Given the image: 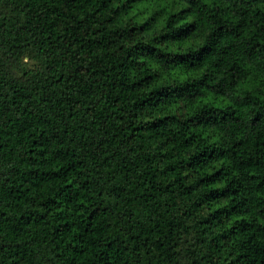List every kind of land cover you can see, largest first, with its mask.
<instances>
[{"label": "trees", "instance_id": "trees-1", "mask_svg": "<svg viewBox=\"0 0 264 264\" xmlns=\"http://www.w3.org/2000/svg\"><path fill=\"white\" fill-rule=\"evenodd\" d=\"M0 264H264V0H0Z\"/></svg>", "mask_w": 264, "mask_h": 264}]
</instances>
